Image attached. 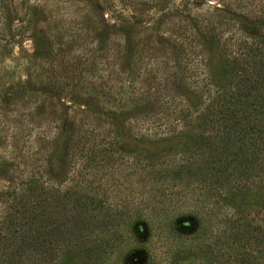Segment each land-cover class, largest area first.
I'll return each instance as SVG.
<instances>
[{
	"label": "rangeland",
	"instance_id": "1",
	"mask_svg": "<svg viewBox=\"0 0 264 264\" xmlns=\"http://www.w3.org/2000/svg\"><path fill=\"white\" fill-rule=\"evenodd\" d=\"M199 1L0 0V165L7 162L17 181L52 168L69 178L80 166L64 137L71 126L91 132L98 119L93 132L105 143L114 136L109 122L126 120L123 161L134 157V136L180 130L183 117L211 102L215 62L264 37V0ZM114 172L115 182L124 183ZM98 177L113 182L103 167ZM9 179L0 171V190ZM121 196L141 197L135 190ZM119 229L114 243L125 264H142L133 260L137 253L165 249L144 224L132 236L127 225ZM175 231L191 237L187 219ZM191 247L181 242L165 264H219Z\"/></svg>",
	"mask_w": 264,
	"mask_h": 264
},
{
	"label": "trees",
	"instance_id": "2",
	"mask_svg": "<svg viewBox=\"0 0 264 264\" xmlns=\"http://www.w3.org/2000/svg\"><path fill=\"white\" fill-rule=\"evenodd\" d=\"M247 46L215 62L211 102L183 117L180 130L134 136L132 159L123 161L126 120L109 122L114 136L105 143L94 135L98 119L91 132L71 126L64 137L80 166L69 178L52 168L17 181L4 161L10 183L0 190V264H125L114 243L122 224L129 236L144 224L163 240L160 255L136 254L142 264L167 263L184 241L219 264H264V37ZM101 167L113 182L98 177ZM126 190L140 200L123 198ZM182 219L191 237L175 231Z\"/></svg>",
	"mask_w": 264,
	"mask_h": 264
},
{
	"label": "water",
	"instance_id": "3",
	"mask_svg": "<svg viewBox=\"0 0 264 264\" xmlns=\"http://www.w3.org/2000/svg\"><path fill=\"white\" fill-rule=\"evenodd\" d=\"M133 260H134V261H137V257H136V255L133 257Z\"/></svg>",
	"mask_w": 264,
	"mask_h": 264
}]
</instances>
